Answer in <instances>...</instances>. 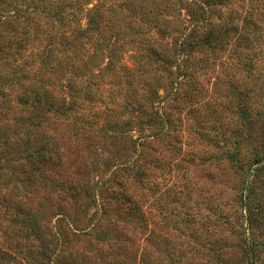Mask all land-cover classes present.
I'll return each instance as SVG.
<instances>
[{
  "label": "rangeland",
  "instance_id": "1",
  "mask_svg": "<svg viewBox=\"0 0 264 264\" xmlns=\"http://www.w3.org/2000/svg\"><path fill=\"white\" fill-rule=\"evenodd\" d=\"M198 4L177 0L164 26L188 29ZM222 8L224 41L209 55H175L163 25L145 34L174 72L208 61L152 119L109 112L128 82L143 89L124 74L95 77L93 94L67 76L77 96L56 76L61 111L17 101L28 82L16 81L14 30L0 25V264H264V0ZM122 53L135 69L136 50Z\"/></svg>",
  "mask_w": 264,
  "mask_h": 264
},
{
  "label": "trees",
  "instance_id": "2",
  "mask_svg": "<svg viewBox=\"0 0 264 264\" xmlns=\"http://www.w3.org/2000/svg\"><path fill=\"white\" fill-rule=\"evenodd\" d=\"M196 1L202 13L192 16L195 18L193 24L188 29L175 26L170 30L163 21L169 25L166 16L175 11L177 0H0V25L12 27L16 38L15 43L8 45L9 48L15 46L12 56L16 81L28 82L27 87L20 85L23 89L16 95L17 101L33 104L34 100L40 99L48 106L58 107L53 103L61 96L56 76L60 75L59 79L66 76L77 96V89L80 93L96 92L93 87L95 77L118 80L124 74L129 75V79L136 76L142 79L143 89L139 85L134 87L132 80L128 82L125 100L122 103L112 100L109 112L121 108L132 116L158 117L157 104L167 97L174 101L179 99L182 85L185 82L193 84L199 69L208 65V61L192 65L188 60L179 64V72H174L169 68L172 56L160 52L156 48L157 40L152 41L145 34L153 27L163 25L164 30L159 31L164 39L174 35L175 55L177 49L194 50L195 47L209 55L224 41L222 0ZM84 19L87 20L85 25ZM185 30H190V34L186 35ZM125 47L134 48L138 54L132 57L136 60L135 69L122 65ZM209 47L213 50L206 49ZM193 91L195 89L186 91L185 101L192 99ZM59 106L65 107L64 104ZM168 122L166 124H170ZM257 160L258 164L262 163Z\"/></svg>",
  "mask_w": 264,
  "mask_h": 264
}]
</instances>
